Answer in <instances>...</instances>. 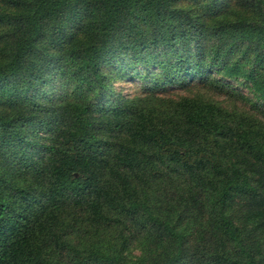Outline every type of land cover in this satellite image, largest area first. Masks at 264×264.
<instances>
[{"label":"trees","instance_id":"trees-1","mask_svg":"<svg viewBox=\"0 0 264 264\" xmlns=\"http://www.w3.org/2000/svg\"><path fill=\"white\" fill-rule=\"evenodd\" d=\"M263 111L264 0H0V264H264Z\"/></svg>","mask_w":264,"mask_h":264},{"label":"rangeland","instance_id":"rangeland-1","mask_svg":"<svg viewBox=\"0 0 264 264\" xmlns=\"http://www.w3.org/2000/svg\"><path fill=\"white\" fill-rule=\"evenodd\" d=\"M128 80H125V78L123 79H118L117 81H115L113 83V86L115 88V90L121 91L122 93H127L129 95H133L136 93H140L142 89L147 87V81L145 79V81L143 82L141 79H136L134 78V76L132 75H128L127 76ZM50 87H45V90L47 91V93L49 94H55L58 93L57 92V88L58 86H54L51 88H54L53 90H49ZM245 91V90H244ZM53 92V93H52ZM167 95H169L170 97H177V96H190L192 94L195 93H204L206 94L208 97H211L213 99L218 100L219 102H221L224 106L227 105V107L231 105V101L229 99V97H227L226 95H222L223 93H217L216 90L213 91L209 90V88H201V86H192L188 89H181V88H173V89H169L166 91ZM237 106H239L240 108L244 109V110H248L250 112H258L259 116H261V111L262 108L258 107V106H253L251 101H240V102H236L235 103ZM263 118L264 119V111H263Z\"/></svg>","mask_w":264,"mask_h":264}]
</instances>
